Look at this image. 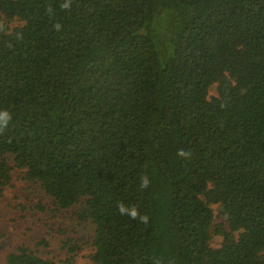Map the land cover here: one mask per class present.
<instances>
[{
  "label": "trees",
  "instance_id": "1",
  "mask_svg": "<svg viewBox=\"0 0 264 264\" xmlns=\"http://www.w3.org/2000/svg\"><path fill=\"white\" fill-rule=\"evenodd\" d=\"M64 2L0 0V200L24 171L94 264H264V0Z\"/></svg>",
  "mask_w": 264,
  "mask_h": 264
},
{
  "label": "rangeland",
  "instance_id": "2",
  "mask_svg": "<svg viewBox=\"0 0 264 264\" xmlns=\"http://www.w3.org/2000/svg\"><path fill=\"white\" fill-rule=\"evenodd\" d=\"M19 24L14 21L12 27ZM210 93L216 95L215 88ZM7 158L13 165V158ZM52 202L36 183L25 179L24 171L12 172V180L0 200V264H8V256L21 247L56 264H94V226L76 221L72 210L51 213ZM39 204L46 210H40ZM214 210L218 222L225 220L218 217L219 206H214ZM221 242L222 238L216 237L213 246L218 247ZM72 247L75 253L71 252Z\"/></svg>",
  "mask_w": 264,
  "mask_h": 264
},
{
  "label": "clouds",
  "instance_id": "3",
  "mask_svg": "<svg viewBox=\"0 0 264 264\" xmlns=\"http://www.w3.org/2000/svg\"><path fill=\"white\" fill-rule=\"evenodd\" d=\"M62 8L64 9H70L71 8V0H65V2L61 5ZM51 9H49V12L51 13ZM54 28L57 31H60L62 29V26L57 23L54 25ZM12 119V115L9 111L7 110H0V134H2L7 128ZM178 155L188 158L191 153L190 152H185L184 150H181L178 152ZM149 179L148 177H142L141 178V188H147L149 186ZM118 210L121 215H127L133 220H138L141 223H148L149 217L147 215H141L138 208L135 206H127L124 203H119L118 204Z\"/></svg>",
  "mask_w": 264,
  "mask_h": 264
}]
</instances>
